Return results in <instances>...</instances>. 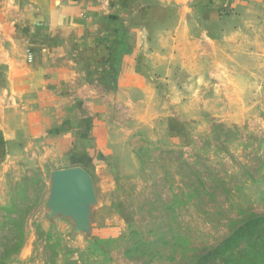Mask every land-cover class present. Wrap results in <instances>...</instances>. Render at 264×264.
I'll return each instance as SVG.
<instances>
[{"label": "rangeland", "instance_id": "1", "mask_svg": "<svg viewBox=\"0 0 264 264\" xmlns=\"http://www.w3.org/2000/svg\"><path fill=\"white\" fill-rule=\"evenodd\" d=\"M95 1L104 8L102 26L112 31L143 27L142 17L155 13L152 0ZM31 2L0 0V85L8 35L20 34ZM139 4L141 18L133 20ZM181 5L190 7V17L200 10L205 21L191 27L194 35H172L170 43L187 46L188 56L198 48L202 60L179 76L181 100L173 93L171 102H140L114 115L126 138L118 149L133 157L121 158L116 149L105 166H87L94 178L86 226L72 212L50 207L56 165L22 161L1 171L0 207L16 202L26 182L42 180L26 216L25 243L11 264H196L233 228L264 214V51L236 44L228 24H214L218 9L211 0L158 8L153 32L174 29ZM256 24L251 28H264V20ZM250 32L242 39L251 40ZM4 157L0 150L1 170Z\"/></svg>", "mask_w": 264, "mask_h": 264}, {"label": "crops", "instance_id": "2", "mask_svg": "<svg viewBox=\"0 0 264 264\" xmlns=\"http://www.w3.org/2000/svg\"><path fill=\"white\" fill-rule=\"evenodd\" d=\"M172 1L176 2L152 0L155 13L142 17L143 27L112 31L102 26L104 8L95 0H32L20 34L8 35V55L2 60L7 71L0 85V132L5 142L0 174L22 161L56 165L50 207L66 213L53 202L59 171L81 168L92 179L87 166H105L118 147L124 148L126 138L114 119L118 111L132 112L140 102L151 100L171 102L173 93L182 99L184 80L179 76L202 58L198 48L188 56L187 46L172 45L170 39L194 35L191 27L201 26L205 16L197 9L190 17V7L181 5L174 29L153 32L161 15L158 8ZM211 1L218 9L214 24H228V35L237 38L236 44H254L263 53L264 28L251 27L264 20V0ZM141 8L139 4L131 19L141 18ZM249 30L252 39L243 40ZM118 153L133 157L130 151ZM90 197L86 193L79 199L84 226L93 212Z\"/></svg>", "mask_w": 264, "mask_h": 264}, {"label": "trees", "instance_id": "3", "mask_svg": "<svg viewBox=\"0 0 264 264\" xmlns=\"http://www.w3.org/2000/svg\"><path fill=\"white\" fill-rule=\"evenodd\" d=\"M0 150L5 153L1 132ZM31 182L32 186L25 183L16 202L0 207V211L5 212L1 217L5 221L0 225V236L3 235L0 237V264H11L25 243L26 216L29 208L37 201V186L42 180ZM196 264H264V214H254L233 228L222 241L200 255Z\"/></svg>", "mask_w": 264, "mask_h": 264}, {"label": "water", "instance_id": "4", "mask_svg": "<svg viewBox=\"0 0 264 264\" xmlns=\"http://www.w3.org/2000/svg\"><path fill=\"white\" fill-rule=\"evenodd\" d=\"M91 186L92 179L90 175L81 168L60 170L53 202L55 205L63 206L65 210L75 213L82 225L85 221L83 220L84 213L79 199L83 194L90 193Z\"/></svg>", "mask_w": 264, "mask_h": 264}]
</instances>
